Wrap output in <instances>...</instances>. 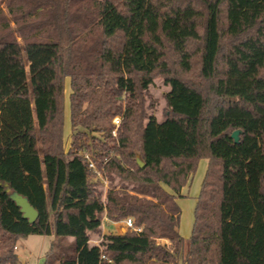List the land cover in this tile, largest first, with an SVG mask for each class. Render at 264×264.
I'll use <instances>...</instances> for the list:
<instances>
[{
	"label": "trees",
	"instance_id": "16d2710c",
	"mask_svg": "<svg viewBox=\"0 0 264 264\" xmlns=\"http://www.w3.org/2000/svg\"><path fill=\"white\" fill-rule=\"evenodd\" d=\"M202 160L186 240L177 200ZM0 184V264L31 235L56 239L45 264H264V0H0Z\"/></svg>",
	"mask_w": 264,
	"mask_h": 264
},
{
	"label": "rangeland",
	"instance_id": "374dc122",
	"mask_svg": "<svg viewBox=\"0 0 264 264\" xmlns=\"http://www.w3.org/2000/svg\"><path fill=\"white\" fill-rule=\"evenodd\" d=\"M3 14L6 15L8 19L7 30L8 32L13 33V36L23 44V40L20 38L17 25L13 21V18L10 16L6 4L2 5ZM170 89L167 87L162 80L157 79L155 84L150 88V95L152 99L156 102V113L161 119L162 110L165 107L164 94ZM70 82L67 79L65 84V123H64V142L66 143L67 150L70 148L71 143V120H70ZM203 164H199V167L195 174L193 175L190 184L188 185V195L179 199V204L182 210L181 222H180V233L183 238L188 240L193 231L194 225V214L196 208L197 197L200 193L202 180L204 177ZM103 231L104 233H123L122 229L124 228L123 221L113 222L110 220H104ZM101 240V239H99ZM56 239L54 236H40V235H31L25 239H21L17 242V250L15 251L16 256L18 257L20 264H45L48 255L51 254L53 247V258L58 256V249L55 245ZM55 264H58L56 262Z\"/></svg>",
	"mask_w": 264,
	"mask_h": 264
},
{
	"label": "water",
	"instance_id": "95a60500",
	"mask_svg": "<svg viewBox=\"0 0 264 264\" xmlns=\"http://www.w3.org/2000/svg\"><path fill=\"white\" fill-rule=\"evenodd\" d=\"M240 133V131H235L232 134V138L235 140V142L239 141ZM137 163L141 168H144L145 165L141 160L138 159ZM4 186L5 192L9 194L10 199L16 203L17 207L20 208L23 218L28 220L30 224H33L38 218V212L31 206L27 198L19 195L17 192L11 191L7 184Z\"/></svg>",
	"mask_w": 264,
	"mask_h": 264
},
{
	"label": "built area",
	"instance_id": "2783aa9c",
	"mask_svg": "<svg viewBox=\"0 0 264 264\" xmlns=\"http://www.w3.org/2000/svg\"><path fill=\"white\" fill-rule=\"evenodd\" d=\"M113 123L116 125V127L119 126L120 124V119L119 118H115ZM115 136H116V131H114L113 133ZM85 157L88 159V162H89V168L92 169L98 176V178H100L102 180V182L104 183L105 187H107V181L106 179L103 177V175L98 172L96 170V167H95V164L94 162L91 160V158L89 157V155L85 154ZM104 220H107V218L105 217ZM104 223V221H103ZM123 224H124V232L126 230H133L135 232H141L142 231V228H139V227H136L135 224H134V221L132 218H127L126 220L123 221ZM101 240H92V243L99 246ZM17 250V247L15 248ZM10 264V263H8Z\"/></svg>",
	"mask_w": 264,
	"mask_h": 264
},
{
	"label": "crops",
	"instance_id": "0c3cea01",
	"mask_svg": "<svg viewBox=\"0 0 264 264\" xmlns=\"http://www.w3.org/2000/svg\"><path fill=\"white\" fill-rule=\"evenodd\" d=\"M201 164H203L202 165V169H203V173H204V176H205V174H206V171H207V167H208V161L207 160H202L201 162H200ZM192 179V178H191ZM203 179H204V177H203ZM191 181V180H190ZM203 181V180H202ZM190 184V182L188 183V185ZM188 185L186 186V187H184L183 189H182V191H181V197L180 198H182V197H186L187 195H188ZM199 196V195H198ZM179 198V199H180ZM198 198V197H197ZM179 199L177 200V203L179 204ZM196 203H197V201H196ZM179 206H180V204H179ZM182 211V210H181ZM181 215H182V212H181ZM179 231H180V229H179ZM122 232H124V228L122 229ZM103 234H109V233H104V231H103ZM181 234V233H180ZM182 236V235H181ZM160 244H163V245H170V243H169V241H167V240H159L158 241Z\"/></svg>",
	"mask_w": 264,
	"mask_h": 264
}]
</instances>
